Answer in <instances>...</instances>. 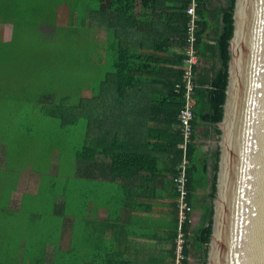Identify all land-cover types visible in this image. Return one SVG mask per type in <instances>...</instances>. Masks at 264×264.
I'll list each match as a JSON object with an SVG mask.
<instances>
[{
  "label": "crops",
  "instance_id": "0c3cea01",
  "mask_svg": "<svg viewBox=\"0 0 264 264\" xmlns=\"http://www.w3.org/2000/svg\"><path fill=\"white\" fill-rule=\"evenodd\" d=\"M186 3L187 0H147L146 3L138 0L135 4L138 37L129 32L127 36L131 35L134 40L128 39L126 44L132 46L133 51L138 47L141 50L133 53L136 64L132 66L136 74L130 75L131 85L123 86L119 101L112 94L115 86L107 85V91L102 86L106 72L113 71L111 41L105 31L91 30L90 83L85 84L83 91L77 79L74 88L75 112L80 117L75 133L74 264L174 263L173 243L177 231L174 179L179 162V113L177 101H171V91L163 81L168 80L173 70H181ZM214 26L215 33L217 23ZM206 45L205 50L201 49L205 57L199 56L197 67V79L202 88L201 95L195 97L191 146L193 211L187 225L189 264L201 263L203 246L197 234L209 204L215 155L218 149L221 153L220 123L214 125L204 120L213 110L211 83L221 69V62L214 51L215 42L206 40ZM158 46L162 48L161 54L156 49ZM95 67L98 74L93 71ZM150 73L160 76L153 78ZM154 80L161 83L152 84ZM160 98L164 100L156 102ZM215 128L220 129L221 135L215 133ZM24 156L22 150L19 157ZM35 175L39 177V173L32 172L29 176ZM24 179L25 176L20 180ZM39 180L35 193L23 194L22 204H14V192L9 193L6 210L0 201V212H12L16 220V224L7 229L10 244L0 251V263L52 264L57 248L58 253L63 254H58V264H68V234L62 231L54 235L56 240L58 238L56 247L55 239L53 242L49 239L50 230L45 226L37 228L38 220L48 219L51 213L47 201L33 207L39 213L29 210L41 189ZM4 232L6 230L0 226V237Z\"/></svg>",
  "mask_w": 264,
  "mask_h": 264
},
{
  "label": "trees",
  "instance_id": "16d2710c",
  "mask_svg": "<svg viewBox=\"0 0 264 264\" xmlns=\"http://www.w3.org/2000/svg\"><path fill=\"white\" fill-rule=\"evenodd\" d=\"M138 0H0V27L2 26H12L13 33L12 39L9 42H2L0 36V61H5L11 59V55L6 56V53L9 52L10 47L14 43L18 41L17 37L20 32L21 34L25 33V36L29 38H39L41 41H49V38H53L54 31L57 28V24L59 21H62V18L67 16V25L71 28H77L80 30L81 34L89 33L87 41L89 39V43H83L85 48L83 49V53L85 55H91V30L94 28V32H99L100 30L105 31L108 34V40L110 39L111 44L109 47L110 53L113 54L111 58V62L113 64L112 73L106 72L105 78L102 82L103 89L106 90L107 85L115 86V91L112 92L113 96L117 98V100H121L123 86H126L130 83V75L136 74L133 72L132 64H136L133 62V53L138 54L141 48H137L136 50H132V46L126 44L128 39L134 40L131 38V35L127 34L129 32H133V36L138 37V24L136 21V15L134 14L135 4ZM142 2H147V0H142ZM221 5V8L219 7ZM188 6V0L185 8V17L187 22L186 10ZM237 0H200L199 6L197 9V15L199 18L198 21V30L196 34L197 44L196 49L198 51V55L205 57L204 50L207 48L206 40L215 42V53L219 57L221 62V69L216 74L213 82L211 83V100L212 102V112L207 115L204 119L207 122L218 125L224 119V106L226 102V92L227 85L229 80V63L231 60L230 55V44L234 37V13H236ZM98 7L99 9H97ZM103 23V24H102ZM216 26V32H213V28ZM135 24V25H134ZM134 25V30H132V26ZM4 28V27H2ZM31 29L33 33L28 32L26 30ZM51 30H53L51 32ZM51 36L48 38L47 35ZM1 35V34H0ZM20 35V34H19ZM86 36V34H85ZM183 41V59L181 60V70H173L172 75L168 77L167 81H163V85L166 86L171 91L172 97L171 101H177V110L180 113L182 105H183V89L178 90L177 85L183 84V75L184 71L182 69L183 61H184V50L186 44V23L184 27V34L181 37ZM26 41V40H22ZM25 44V43H24ZM24 46V45H22ZM24 46V52L14 51L13 55L26 53V50L31 48V51L34 53V49L32 47ZM158 50V54H161L162 48L156 47ZM36 50V49H35ZM106 52V54L109 53ZM30 52H27L22 58L24 70H26L27 77L30 76L32 69L34 72H37L35 75L36 78L41 81V92L33 95L32 93L27 95V90H33L30 82L27 79L29 85H26L25 94L13 93L16 97L10 102L16 111V118L21 119L24 118L27 122H31L32 124L41 123L44 120H47L50 124H52L59 133H65V141L66 145H68V141L73 139L76 135V127L79 128V113L75 112V95L74 101L67 95V91L69 89V84H73L75 88V83L78 79L79 86H82V90L85 91V84H89V79L85 80V75L83 71L81 73L77 72L76 79L70 77L67 80H64L63 77L67 75L65 73L67 67L64 66L62 68V73L60 76L62 78H56L57 72L59 71V67L52 68L53 62H57L60 65H64L63 60H54L52 58H46V54L44 52L38 53L39 60L37 61V69L35 67V60L32 59V63L30 61ZM157 54V56H158ZM154 57V56H152ZM19 60V59H18ZM51 60V67H48L46 61ZM91 60V56H90ZM1 65V62H0ZM13 67V61L11 62L9 69L11 70ZM43 67L48 68L47 71L43 69ZM151 77H159L158 74L150 73ZM2 74H0L1 77ZM10 77V76H9ZM15 82V80H14ZM152 84L161 83L158 80H154L151 82ZM81 84V85H80ZM196 89L194 91V97L201 95V84L197 79V70H196V79H195ZM131 85V83H130ZM38 88V86H36ZM20 90L22 86H19ZM107 91V90H106ZM207 91H204L206 94ZM1 97V94H0ZM18 97H21L19 99ZM1 99V98H0ZM164 99L160 98L156 102H162ZM169 100V99H167ZM179 117V114H178ZM49 124V125H50ZM179 124V143H178V157L180 162V150L179 144L182 142V137L180 133V123ZM50 125V128L52 127ZM104 127V126H102ZM77 128V129H78ZM103 129V128H102ZM215 133L221 135V131L218 128H215ZM31 138V141L34 142V136L27 135ZM76 139V136L74 140ZM194 140V138H193ZM192 140V142H193ZM60 141V140H59ZM54 142H48L47 153L51 156L52 150L56 149V144L52 148L51 144ZM76 144V142H75ZM191 146L189 150V155L191 159ZM75 147L70 149L69 154L65 155L64 159H59L55 161L53 173L59 172V168L65 166V170L67 175L72 179H69V183L72 180V183L67 186L64 185H56L51 184V189L48 193L50 198L48 199H39L35 198L29 209L30 211L36 213L38 211L34 210L33 207L37 205L39 202L49 201V214L48 219L43 218L42 220H38L37 228H41L45 226L46 230L49 229L51 232L49 239L53 242L55 241V245L58 242V238H54V235L60 234V232L65 231L70 238V248L66 253V258L68 259V264H74L75 259V229L76 224L74 221L75 214V194H74V176H75ZM63 149H65L63 147ZM107 153L109 152V148L106 147ZM102 152H105L103 150ZM220 149L217 150L215 155V165H214V173L212 179V189L211 194L209 196V204L206 206V213L202 220V227L198 231L197 237L199 243L203 246L202 251V259L200 264H207L208 259V251H209V243L212 236V227H213V216H214V206L213 202L216 199L217 195V184H218V173H219V163H220ZM178 162V164H179ZM191 165V164H190ZM56 168H58L56 170ZM190 168L188 172V201L191 205V173ZM177 176V175H176ZM41 180V179H40ZM175 180V179H174ZM59 184V183H58ZM71 185H73L71 187ZM176 190V187H175ZM41 189L39 190L38 195L40 194ZM177 194V192H176ZM178 198V195H177ZM1 206L6 207V204H2ZM2 209V208H0ZM6 210V209H5ZM39 213V212H38ZM34 221H31L30 224H33ZM178 224V220H177ZM190 224V223H188ZM1 226V225H0ZM189 226V225H188ZM2 229L4 227H1ZM6 228V227H5ZM189 230V228H188ZM186 228V238L188 240L186 244V256L188 258L189 264V232ZM38 233L36 232V235ZM9 234L5 232L2 234L1 238L3 242L10 243ZM175 238V237H174ZM40 243V240H39ZM36 242V244H39ZM46 242H44L45 244ZM1 244V242H0ZM5 245V244H3ZM9 245V244H8ZM35 245V243H34ZM58 247V244L56 245ZM58 254L63 255L62 252L58 253L57 248L54 250L53 254V263L58 264Z\"/></svg>",
  "mask_w": 264,
  "mask_h": 264
},
{
  "label": "water",
  "instance_id": "95a60500",
  "mask_svg": "<svg viewBox=\"0 0 264 264\" xmlns=\"http://www.w3.org/2000/svg\"><path fill=\"white\" fill-rule=\"evenodd\" d=\"M207 264H264V0H237Z\"/></svg>",
  "mask_w": 264,
  "mask_h": 264
},
{
  "label": "rangeland",
  "instance_id": "374dc122",
  "mask_svg": "<svg viewBox=\"0 0 264 264\" xmlns=\"http://www.w3.org/2000/svg\"><path fill=\"white\" fill-rule=\"evenodd\" d=\"M67 20V16H65L62 18V21H59L57 28L53 32V38H49L51 34L47 35L49 41H41L39 38L34 39L33 37L29 38L25 36V33L21 34L22 32H20V35L18 34L17 37L18 41L15 42L14 46L12 45L9 52L6 53V56L9 54L11 55V59L5 61L4 58V60L0 61V74H2L0 77V201L2 204L7 203L6 201L8 200L9 193L11 192H14V195L12 194L14 204H19L23 194L36 192L39 179H41L39 180L41 191L40 194L36 196V198L39 199L50 198L48 193L51 189L52 183L59 186L64 184L67 186L72 183V180H70V183L68 182L69 179L72 178L67 175L66 171H63L65 170V166L60 167V171L57 173H53L52 170H54L55 167L54 162L59 159H64V156L69 154L70 149H73L75 146V136L73 139H70V141H68L69 144L66 145L64 137L65 133H59L47 120L42 121V124L39 122L32 124L31 122H27L24 116L22 117L23 114L21 115V119H17V109H14L11 105L13 102H10L16 98L13 93L25 94L26 85H29L27 79L34 83V85L30 84L33 90H27V95L30 93L35 95L38 94V92H41V81L35 77L37 72H34L32 69L30 76L27 77L26 70H24V60L22 58L27 52H30L29 55L31 63L32 59L35 60L34 63L36 64V69L38 63L37 61L39 60L38 53L44 52V54H46V58H52L55 61L63 60V66L57 62H53L52 64V68L54 70L59 67V71L56 76L57 79L62 78V76H60V73L62 72L60 71H62L64 66L67 67L65 71L67 75L63 77L64 80H67L72 76L76 79L77 72L81 73L82 71L85 75V80L87 78L89 79V76H92L90 54L88 59V54L85 55L83 53V49L86 46L84 45L83 47V43H89V39L87 41L89 33H85V36V34H81L80 30L77 28L70 29L67 25ZM26 31L33 33L31 29ZM52 31L53 30H51V32ZM12 33V26L1 25L0 36L3 43L11 40ZM22 45H28V48L33 46L32 48L34 49V53L30 48L26 50V53L13 55L14 51L20 50L21 52H24V46ZM12 61L13 67L10 70L9 66ZM45 63L48 64V67H51V60L46 61ZM43 69L45 71L48 70L46 67H43ZM93 71H95V74H98L96 67L93 68ZM19 86H22L23 90H20ZM36 86H38V88H36ZM67 92V95L74 101L73 84H69ZM18 98L21 99V97ZM49 124L52 125L51 128ZM28 134L34 136V142L31 141L29 136H27ZM48 142H54L53 144H56V148L58 149H53L51 156L46 154L48 146H50L47 144ZM53 144H51L52 148L54 147ZM63 147L65 149H63ZM22 150L25 151V158L23 159L19 157ZM57 169L58 168H56V170ZM2 171H4V173H2ZM31 172L39 173V177L36 175L32 177L29 176L31 175ZM24 176L25 179L21 181L20 179ZM19 181L18 190H16L15 187ZM72 186L73 185H71V187ZM25 197L27 198L28 196L26 195ZM47 203L48 205L50 204L49 201H47ZM12 215V212H0V225L1 227H4L3 230H6L5 233H9L7 232V229L10 230V226L16 224V220L12 217ZM50 220H52V218H50ZM11 237L13 238V236ZM0 242V251H2L3 248H6V246L9 247L8 244L10 243H4L1 237ZM36 255L37 254L35 253V256Z\"/></svg>",
  "mask_w": 264,
  "mask_h": 264
},
{
  "label": "built area",
  "instance_id": "2783aa9c",
  "mask_svg": "<svg viewBox=\"0 0 264 264\" xmlns=\"http://www.w3.org/2000/svg\"><path fill=\"white\" fill-rule=\"evenodd\" d=\"M200 0H188L186 10V44L184 50V61L182 69L184 71L183 84L177 85L178 90L183 89V105L179 113L180 133L182 142L179 144L180 162L178 164L177 176L174 183L178 195L176 201L177 210V231L174 238V263L173 264H188L186 256V228L191 221L192 207L188 201V172L191 164L189 155L190 145L194 138V121H195V97L196 89L195 79L196 70L199 65V55L196 49L197 30H198V15L197 9Z\"/></svg>",
  "mask_w": 264,
  "mask_h": 264
}]
</instances>
